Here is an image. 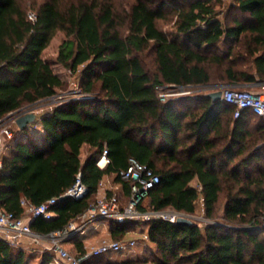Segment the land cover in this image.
Returning a JSON list of instances; mask_svg holds the SVG:
<instances>
[{
    "label": "trees",
    "instance_id": "16d2710c",
    "mask_svg": "<svg viewBox=\"0 0 264 264\" xmlns=\"http://www.w3.org/2000/svg\"><path fill=\"white\" fill-rule=\"evenodd\" d=\"M33 8L35 20L23 0H0V119L65 88L42 56L58 32L65 39L57 63L77 76L82 97L39 113L40 130H14L0 172L1 207L22 216L23 198L38 205L60 197L81 174L84 197L60 200L53 218L31 221L42 235L63 230L96 201L106 175L130 195L120 171L135 158L160 176L140 210L192 215L201 206L207 220L114 222L116 239L147 223L141 242L153 264H264V118L248 110L236 118L234 106L207 94L160 95V88L264 81V0H129L121 9L114 0H43ZM231 12L242 18L229 24ZM169 18L172 27L163 28ZM22 133L26 140L17 139ZM106 148L111 162L100 168ZM53 258L45 251L38 264ZM30 260L26 248L0 238V264Z\"/></svg>",
    "mask_w": 264,
    "mask_h": 264
},
{
    "label": "built area",
    "instance_id": "2783aa9c",
    "mask_svg": "<svg viewBox=\"0 0 264 264\" xmlns=\"http://www.w3.org/2000/svg\"><path fill=\"white\" fill-rule=\"evenodd\" d=\"M29 17L31 20L36 19L35 14H29ZM160 95L165 100L172 94L161 93ZM222 99L234 106L236 118L240 117L245 110L264 118V87L261 90H253L227 85L222 89ZM40 110L37 104H34L11 112L7 115L11 124L9 121L7 123L4 117L0 119V172L4 167V156L9 149L11 140L14 138V128H18L16 120L29 112H35L38 115L42 112ZM110 162L109 151L106 148L98 159L97 165L100 168H104ZM120 177L124 181L131 182L130 200L125 206L121 205L119 197L116 194L111 196L105 195L98 198L85 212L74 218L66 228L54 231L48 235H42L33 231L31 221L40 217L46 220L53 218L56 215L55 206L64 196L74 199L84 197L88 189L82 180L81 174H78L74 185L60 197L50 198L38 205L23 198L21 205L24 207L25 212L22 216H17L15 213L3 209L0 204V238L13 247H19L24 240L39 243L44 239H49L51 245L48 249L56 253L55 264H85L93 257H99L108 253H119L129 248H134L138 242L137 239L130 241L104 240L98 245L91 246L85 253L75 255L62 246L61 243L63 241L85 233L88 226L94 222L101 219L114 220L118 223L126 221L147 222L154 219H163L176 223L180 217L190 218V215L175 210L168 212L166 210L142 211L139 209L138 205L142 199L148 194L149 190L160 182V176L151 167L139 162L135 158H130L128 167L120 171ZM140 239L147 241L149 239L148 232H142Z\"/></svg>",
    "mask_w": 264,
    "mask_h": 264
},
{
    "label": "rangeland",
    "instance_id": "374dc122",
    "mask_svg": "<svg viewBox=\"0 0 264 264\" xmlns=\"http://www.w3.org/2000/svg\"><path fill=\"white\" fill-rule=\"evenodd\" d=\"M42 1L43 0H23V2L29 8L30 14L35 13V10L33 8L35 6V4H40ZM114 1H115V4L117 5V7H119L120 9L123 8V6H126L127 3L129 2V0H114ZM221 10L223 11V13L227 12L226 8L222 7ZM234 17L242 18V16L240 14H237L236 12H231L229 15V18H228L229 24L233 23L232 20ZM171 19L172 18H169L167 21L160 22V25L166 29L171 28L172 27ZM64 39H65V34L63 32H58L55 35V37L51 40L48 47L44 50L43 55H42L43 58H45L46 60H49L50 62L53 63L55 70L65 80V88L64 89H60L55 96H53L49 99L43 100L37 104L38 109L39 110L41 109L40 111H42V112L45 110L51 109L54 105H60V104L67 102L70 99H80L82 97L77 76L73 75L68 69L64 68L62 65L57 63V57L59 54L60 45L62 44ZM147 62H149V63L151 62V59L149 57L147 59ZM209 88H210L209 86L208 87L207 86H203V87L192 86V87H180V88L170 87L166 90H163L162 88H160V93L172 94L168 98H173V97H178V96H182V95L203 94L206 92L208 93ZM27 107H24V108H27ZM4 118H6V121L8 123V121H9L8 116L6 115ZM9 123L11 124V121H9ZM14 130H16V129L14 128ZM117 193H116V195L119 197L121 205L125 206L129 202L130 199L125 198L123 195H121V193H118V194ZM166 211L171 212L172 209H167ZM190 218L193 219L195 222H199V223H203L205 220H207L204 216V210L202 209L201 206H198L197 212L195 214L190 215ZM129 230H132L131 231L132 233L130 234L132 236V238H130V239H137L138 240L137 243H139V245H140L136 249V253H134L132 256L134 258L138 259V264H153L150 262V260H151L150 259L151 258V256H150L151 255V249L149 250L146 246L147 244L144 242H141L142 240L140 239L142 231L148 230L147 223H135L134 226H132ZM73 238H75V236ZM104 240H115V239H113V238L112 239H110V238L106 239L105 238L102 241H104ZM119 240H121V239H119ZM102 241L97 243V244L90 245L87 249L89 250L91 248V246L98 245V244L102 243ZM27 245H29V247H31V249H29L28 252H34V253H32V257H37V256L41 255V253L39 251L34 250L35 249L34 247H36V245H38L37 243L29 242ZM68 251L71 254H74V255L76 254L73 251V249H68ZM120 258H123V256L119 255L118 253H108V254H105V255H102L99 257H93L90 259V261L94 262V261L98 260V261H101L102 263H108L109 261H114V260L120 259ZM34 262H36V261H34ZM34 262H33V264H34Z\"/></svg>",
    "mask_w": 264,
    "mask_h": 264
},
{
    "label": "crops",
    "instance_id": "0c3cea01",
    "mask_svg": "<svg viewBox=\"0 0 264 264\" xmlns=\"http://www.w3.org/2000/svg\"><path fill=\"white\" fill-rule=\"evenodd\" d=\"M219 84H214L209 86L214 87L217 86ZM222 85H227V84H222ZM194 87H203V86H199V85H195ZM208 87V86H207ZM239 87L242 88H248V89H253V90H261L264 87V81H260L257 83H247V84H241ZM209 88V92L211 91V89ZM208 92V93H209ZM203 93V94H208ZM37 119H39V114L37 115ZM256 119H261V118H256ZM255 123V122H254ZM256 123L254 125H251L252 128L255 129H259L258 127H255ZM38 128V130H40V126H36L35 122L30 124L28 126V128ZM18 130H20L19 128H17ZM261 133H263L264 135V129L260 130ZM18 140H26L27 137L25 134H19V136L17 137ZM90 151H91V147L88 146L87 144H85L82 149H81V158L82 161L85 162L89 155H90ZM115 175L111 174V175H106L100 182L99 184V188L97 191V194L95 195V199L101 198L105 195H113L118 193H121V195H123L125 198L130 199V195H127L125 193V188L123 186V184L117 182L114 180ZM116 191V192H115ZM117 193V194H118ZM114 220H109V219H101L97 222H94L93 224H90L86 230L85 233L83 234H79L77 236H75V238H72L70 240H65L63 241L61 244L62 246L68 250V249H73V251L77 254L80 253L79 249H78V243H81V246H83V248L87 249L90 245L92 244H97L99 242H101L103 239H115L117 240L114 235ZM132 230H128L127 233H125V235L121 238L122 241H130L132 239V236L130 235L132 232ZM142 232H147L146 230H143ZM131 236V237H130ZM119 240V239H118ZM30 241L29 240H24V242L20 245L21 247L26 248L27 250L31 249V247H29V245H27ZM38 245H36V247H34L36 251H39L41 253V255L37 256V257H32V253L34 252H29L30 253V257H31V264H38L41 261V256L45 251H53V250H49L48 247L51 245V241L49 239H44L42 242L37 243ZM138 243L136 244L135 248H133L134 250L131 252H128V255L126 254L125 256L123 255V258L117 259L119 261L121 260H125V259H130V258H134L132 255L134 253H136V249L140 246L138 245ZM80 246V247H81ZM54 254V258L51 262V264H55L54 259H55V255L56 253L53 251ZM115 255V254H114ZM96 263H101V264H108V263H102L101 261H94Z\"/></svg>",
    "mask_w": 264,
    "mask_h": 264
},
{
    "label": "water",
    "instance_id": "95a60500",
    "mask_svg": "<svg viewBox=\"0 0 264 264\" xmlns=\"http://www.w3.org/2000/svg\"><path fill=\"white\" fill-rule=\"evenodd\" d=\"M227 86V85H217L214 87H211V91L207 94L209 98H211L213 101H217V100H221L222 99V89ZM37 120V114L35 112H29L26 115H23L21 117H19L16 120L17 126L20 130H25L26 128H28V126L32 123H34ZM68 196H64L62 197L60 200H66L68 199ZM178 224H190V225H194L196 224V222L188 217H180L177 220Z\"/></svg>",
    "mask_w": 264,
    "mask_h": 264
}]
</instances>
